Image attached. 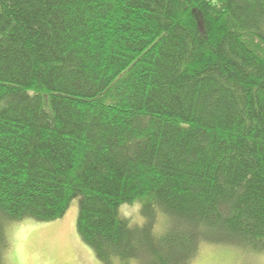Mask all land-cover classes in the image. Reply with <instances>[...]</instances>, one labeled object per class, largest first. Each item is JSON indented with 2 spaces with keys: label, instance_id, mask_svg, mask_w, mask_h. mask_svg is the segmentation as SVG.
I'll use <instances>...</instances> for the list:
<instances>
[{
  "label": "trees",
  "instance_id": "16d2710c",
  "mask_svg": "<svg viewBox=\"0 0 264 264\" xmlns=\"http://www.w3.org/2000/svg\"><path fill=\"white\" fill-rule=\"evenodd\" d=\"M74 200L102 264L264 252V0H0V264Z\"/></svg>",
  "mask_w": 264,
  "mask_h": 264
},
{
  "label": "rangeland",
  "instance_id": "374dc122",
  "mask_svg": "<svg viewBox=\"0 0 264 264\" xmlns=\"http://www.w3.org/2000/svg\"><path fill=\"white\" fill-rule=\"evenodd\" d=\"M77 211L74 200L64 216L55 221L39 223L26 219L8 226L3 264H102L77 235ZM126 211L131 214V222L137 215L135 204L128 205ZM163 218L160 216L157 234L162 233ZM190 264H264V252L202 243Z\"/></svg>",
  "mask_w": 264,
  "mask_h": 264
},
{
  "label": "clouds",
  "instance_id": "9594fccd",
  "mask_svg": "<svg viewBox=\"0 0 264 264\" xmlns=\"http://www.w3.org/2000/svg\"><path fill=\"white\" fill-rule=\"evenodd\" d=\"M143 207L142 204L140 203H136L135 204V209L137 210V215L135 216L134 219H131L130 222V226L132 224L138 225V226H143L144 223H146V218L143 217L142 213H140V209ZM128 208L127 203H122L118 209V212L121 214V216L125 219H129L131 214L129 212L126 211V209ZM156 231H159V225L156 226ZM114 264H120L119 259L116 258L114 260Z\"/></svg>",
  "mask_w": 264,
  "mask_h": 264
}]
</instances>
